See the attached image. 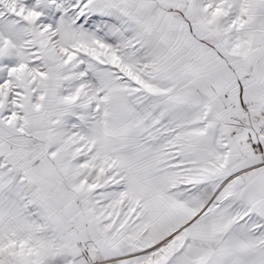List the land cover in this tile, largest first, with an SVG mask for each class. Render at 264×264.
Instances as JSON below:
<instances>
[{"label":"snow or ice","instance_id":"1","mask_svg":"<svg viewBox=\"0 0 264 264\" xmlns=\"http://www.w3.org/2000/svg\"><path fill=\"white\" fill-rule=\"evenodd\" d=\"M0 264H264V0H0Z\"/></svg>","mask_w":264,"mask_h":264}]
</instances>
